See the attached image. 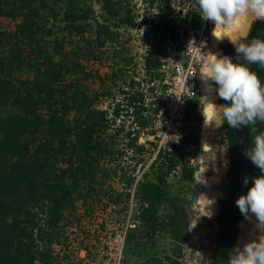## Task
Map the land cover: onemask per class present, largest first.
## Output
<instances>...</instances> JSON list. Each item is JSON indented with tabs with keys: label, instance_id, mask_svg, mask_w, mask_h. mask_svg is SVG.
Listing matches in <instances>:
<instances>
[{
	"label": "trees",
	"instance_id": "1",
	"mask_svg": "<svg viewBox=\"0 0 264 264\" xmlns=\"http://www.w3.org/2000/svg\"><path fill=\"white\" fill-rule=\"evenodd\" d=\"M39 1L40 5L33 7L36 0H0V16L22 17L14 35L7 37L8 52L2 46L4 39L0 37V71L8 72L6 77L0 76V264H53L52 247L60 242L65 212L75 207L85 190L93 189L99 172L107 169L101 166L102 162L113 163L115 160L113 149L103 134L121 116L120 110L114 109V118H109L110 111L97 106L100 96L91 97L88 88L80 82L83 79L76 77L67 80L69 75L74 74V67L84 71L82 64H73L68 57L63 62L55 61L51 56L42 61L36 60L37 35H54L53 29L47 26L42 10L55 12L60 6L64 8L63 19L68 23L69 34L75 32L84 40L87 27H90L87 21L96 19L91 17L94 11L77 7L79 0ZM154 3H159L163 19L173 13L170 0H151V5ZM5 6H10V10L4 12ZM111 6L110 0H102V9L115 16L117 12H113ZM108 21L107 18L102 23L98 22L95 34L100 47L106 42H115L119 36L118 31L111 30ZM121 23L131 28L138 26L130 10ZM146 23L153 24V18ZM254 37L264 39V21H254L244 42ZM157 42L145 56L144 65L148 74L150 71L159 73L162 65V41ZM220 47L227 55H237L232 44H221ZM61 50L59 38H55L54 54L61 53ZM9 52L11 56L7 59ZM27 66L36 71L33 78L12 77L16 71ZM250 70L264 81V68L256 64ZM84 76L86 80L92 77L88 72ZM138 95L139 98L130 99V105L135 104V116L146 111L144 93ZM137 102H141V105L138 106ZM148 125L149 120H136L137 129L128 133V150L136 153L142 151L144 146L137 143V131ZM256 127L264 131V124L258 122ZM246 130L250 145L251 136ZM219 131L226 140L230 161L227 196L220 200L221 209L216 219L219 228L217 248L209 264H224L221 244L225 233L226 208L239 188L236 131L225 120ZM187 136L181 138L179 146L189 140ZM247 163L250 180L246 192L251 187V178L262 174L249 159ZM171 170L172 167L169 168ZM196 170L194 166L183 164L181 178L195 182ZM168 174L161 169L155 181L146 176L139 183L136 196L142 205L138 218L145 225V230L134 229L127 234L123 264H139L138 249L147 233L154 236L158 231H166L177 242H187V208L181 198L167 192ZM243 219L236 206L227 253L237 245L238 225Z\"/></svg>",
	"mask_w": 264,
	"mask_h": 264
},
{
	"label": "rangeland",
	"instance_id": "2",
	"mask_svg": "<svg viewBox=\"0 0 264 264\" xmlns=\"http://www.w3.org/2000/svg\"><path fill=\"white\" fill-rule=\"evenodd\" d=\"M110 2L111 10L117 12L115 16L107 9H102V0H79L76 3L77 7L93 10L94 14L91 13V17L96 18L87 21L86 24L90 27L88 26L85 32V40L75 32L69 34L68 23L63 19L64 8L62 9L61 6L55 9V12L41 11L46 15L45 21L48 28L53 29L54 35L49 36L46 33L37 35L36 60L42 61L45 57L51 56L55 61L63 62L68 57L74 62L73 64H82L84 71H79L80 67H74V74L69 75L67 80L70 81L76 77L83 79L80 82L88 88V94L91 97L100 96L97 106L109 110V118H114V109H119L121 113L116 122L112 123L111 128L103 134V138L113 149L115 160L113 163L102 162L101 166L107 168L106 170L109 169L108 173L106 170L99 172L96 177L97 181L93 183V189L85 190L83 197L76 201L75 207L65 212L60 242L52 247L53 264H119L120 256H123L120 262L123 264L125 247H123L122 254L119 239L125 233L128 234L130 230H145V225L138 218L142 203L136 196L137 187L146 179V176H148L147 179L155 181L161 169L169 172L166 177L167 192L171 196L181 198L186 205L189 216V225L185 229L187 242H177L166 231H158L154 236L147 233L138 249V262L139 264H175L174 262L190 264L189 256L192 252L191 245L194 242L191 228L193 222L200 218L201 222L207 225H216L214 212L212 214L200 213L205 203L201 200L204 194L208 193L206 186L208 182L204 180V174L201 175L202 164L206 163L211 168L214 166L213 169L218 167L222 175L227 174L229 170L228 146L219 131L224 120L222 106L219 105H223L224 100L220 99L215 92L218 99L214 110L215 115L210 122L208 136L205 137L206 120L203 111L209 99L201 91L202 89L198 91L187 120L185 134L188 135L189 140L183 146H179L180 143L174 145L172 152L164 153L162 141H158L155 136L157 131L154 127L156 118L153 117V108L146 107V111L135 116L133 115L135 104L130 105V99L139 98L138 94L144 93L143 104L151 106L156 90L159 91L162 88L159 73L150 71L148 74L144 64L146 54L157 45L158 36L162 35L161 29L170 21V18L167 16L163 19L164 14L159 9V3L151 5V0H110ZM39 5L40 1L36 0L32 6ZM4 8L6 12L11 7L5 6ZM129 10L137 21L136 28L121 23ZM57 13L59 15L56 17ZM107 18L109 20L107 24L110 25L111 30L118 31L119 36L115 42H106L100 47L95 32L99 26L98 22L102 23ZM151 18L154 23L147 24L146 21ZM200 19L197 13L196 21L199 22ZM21 20L20 15L16 18L0 16V37L4 39L2 46L7 52L9 51L7 37L14 35L16 25ZM246 20V28L241 33L238 32V36L233 41L244 42L246 39L255 21L249 16ZM157 26H159L158 29ZM55 38H59L61 53L54 54ZM222 41L221 44H232L227 38ZM10 56L11 52L7 59ZM35 72L27 66L16 71L12 77L24 76V78L31 79ZM85 72L91 74L92 77L88 80L84 79ZM7 74L8 72L0 71L1 77H6ZM211 84L214 88L217 87L214 83L211 82ZM137 105L140 106L141 102H137ZM143 119L149 120V125L145 128H138L137 143L144 148L136 153L127 149L126 144L130 140L128 133L130 130L134 131V128L137 129L136 120ZM204 137L208 139L211 149L215 148V151H219L220 165H210V160L207 162L202 143ZM160 148L161 151H159ZM213 159L217 160L216 155ZM185 163L197 168L195 182H188L181 178V168ZM171 167L172 170L169 171ZM213 175L211 178L215 180ZM219 195L220 197L210 198V203L213 202L211 205L213 204L212 207L216 212L220 200L224 197L222 192H219ZM238 226L237 245H242L245 242L242 241L243 237H249L253 225L243 219ZM210 256L211 253L208 255L206 264H209Z\"/></svg>",
	"mask_w": 264,
	"mask_h": 264
},
{
	"label": "clouds",
	"instance_id": "3",
	"mask_svg": "<svg viewBox=\"0 0 264 264\" xmlns=\"http://www.w3.org/2000/svg\"><path fill=\"white\" fill-rule=\"evenodd\" d=\"M196 2L202 21L214 25L212 35L218 41L224 36L218 37L217 30L232 29L238 17L249 16L253 20L264 21V0ZM230 41L235 47L237 59L242 56L248 64L255 63L264 68V39L254 37L247 42ZM190 43L195 46L194 41ZM209 54L200 78L205 83L206 91L213 90L209 83L211 81L217 86L214 90L219 98L227 102L219 105L222 106V115L227 125L237 130L248 129L251 144L243 150V155L262 173L251 178V187L235 201L241 215L253 227L249 232L251 238L228 252L227 264H264V131L256 127L258 122L264 124V81L244 63L233 62L228 56ZM248 184L249 178L244 177L243 186L247 187ZM194 226L195 223L191 228ZM190 264H199V259H190Z\"/></svg>",
	"mask_w": 264,
	"mask_h": 264
},
{
	"label": "built area",
	"instance_id": "4",
	"mask_svg": "<svg viewBox=\"0 0 264 264\" xmlns=\"http://www.w3.org/2000/svg\"><path fill=\"white\" fill-rule=\"evenodd\" d=\"M170 6L173 10L169 15L170 21L158 36L162 41V65L159 69L162 88L156 90L151 106L145 104L147 108H153L155 136L162 141L164 153L172 152L173 146L186 135L191 102L201 90L200 74L210 55L214 28L211 22L196 21L199 13L196 0H170ZM190 41H194L195 46ZM126 235L119 239L122 254ZM122 258L120 256L119 264Z\"/></svg>",
	"mask_w": 264,
	"mask_h": 264
},
{
	"label": "water",
	"instance_id": "5",
	"mask_svg": "<svg viewBox=\"0 0 264 264\" xmlns=\"http://www.w3.org/2000/svg\"><path fill=\"white\" fill-rule=\"evenodd\" d=\"M221 43H223V41L219 42L217 44V47L223 56H228L232 60H234L238 63H244L250 69L256 65L255 63L248 64L246 61H244L242 56H240V58L237 59L236 54H230V55L225 54L224 51L220 47ZM235 131H236V134L238 137L237 160H238V167H239V176H238L239 188H238L235 196L233 197V199L231 200V202L229 203V205L226 208L225 233H224L222 244H221V257H222L224 264H227V259H228L227 248L229 246L231 236H232V230H233L232 215H233V211L236 207L235 201H236V199L239 198L240 195L245 194V192H246L247 187L243 186L244 177H248L250 180L247 158L243 155V150L249 146L247 130H246V128H241L238 130L235 129ZM215 155H216L217 160L214 159V161H216V162H214V164H215V166L217 164L220 165V156H219L218 150L215 151ZM214 177L216 179H215L212 190H210V194L207 193V194H204V196H203V198L206 199V202H205L204 206H202L203 210H200V213H207V214L211 213L212 214V212H214L213 215L215 217H217L219 215V212H216L215 208L212 207L213 204L212 205L210 204V198L220 197L219 192H222L223 196L226 195L227 174H224V175L220 174L219 168L216 167V169H214ZM217 190H218V192H217ZM220 208L221 207L219 206V209ZM218 234H219V228L217 225L212 226V225H207V224L202 222V224H200L199 228L197 229L196 238L191 245L192 252L189 256V261H190V259L198 258L199 264H206L209 253L212 254V250L215 247V239H216ZM200 241L202 243H204L202 245L203 251L198 249ZM197 254H199V256Z\"/></svg>",
	"mask_w": 264,
	"mask_h": 264
},
{
	"label": "bare ground",
	"instance_id": "6",
	"mask_svg": "<svg viewBox=\"0 0 264 264\" xmlns=\"http://www.w3.org/2000/svg\"><path fill=\"white\" fill-rule=\"evenodd\" d=\"M247 16H241V17H238L237 20H236V23L234 25V27L232 29H228V30H217V36H224V38H227L229 40H234L236 39V36H238V32H242V30H244V28H246V24H247ZM223 38V39H224ZM222 39V40H223ZM222 40H217L214 36H213V45L211 47V53H214V54H218V55H221V52L219 51L218 47H217V44L219 42H221ZM210 56V55H209ZM209 58V57H208ZM209 83H211V81H209ZM201 89L202 91L208 96V103H207V106L206 108L204 109L203 113H204V118H205V134L204 136L207 137L209 133V128H210V122L213 118V116L215 115V106H216V103H217V96H216V91L214 90L215 88L212 86V91H206V86H205V83L202 81L201 82ZM215 104V105H214ZM217 113V112H216ZM204 137V140H203V144H204V151H205V154H206V157H207V162L210 160L211 164L210 165H214V155H215V148L214 149H211L210 148V143H208V139ZM210 156V158L208 157ZM202 174H204V180L207 181V190H208V193L210 194V190H212L213 188V184L215 182V180L213 178H211V175H213L214 173V166L213 168L209 167L208 165H206V163L203 165L202 164ZM214 176V175H213ZM207 194V193H206ZM201 202H206V199L205 198H202ZM205 204V203H204ZM210 205V204H209ZM204 206V205H203ZM255 218L253 217V220ZM195 223V226L192 227V233H193V237H194V240L196 238V233H197V229L199 228L200 224H202L201 222V219L200 218H197L193 224ZM252 224V223H251ZM251 238L250 236L247 238V237H243L242 241H246L247 239ZM204 243H202L200 241V244L198 246V249L202 250L203 251V245Z\"/></svg>",
	"mask_w": 264,
	"mask_h": 264
},
{
	"label": "flooded vegetation",
	"instance_id": "7",
	"mask_svg": "<svg viewBox=\"0 0 264 264\" xmlns=\"http://www.w3.org/2000/svg\"><path fill=\"white\" fill-rule=\"evenodd\" d=\"M256 21V20H255ZM254 23V22H253ZM252 23V24H253ZM251 27H252V25H251ZM251 29V28H250ZM228 174V173H227ZM227 184H228V181H227V178H226V195L224 196V197H226L227 196ZM223 197V198H224ZM219 206L221 207V205H220V202H219ZM221 209V208H220ZM220 209H219V207H218V211L217 212H219L220 213ZM219 216V215H218ZM218 216L216 217V219L218 218ZM215 224L217 225V223L215 222ZM218 226V225H217ZM217 237H218V235H217ZM217 237H216V239H217ZM216 239H215V247L213 248V250H212V254H211V258H212V256H213V254H214V252H215V250H216V248H217V242H216ZM209 260H210V258H209Z\"/></svg>",
	"mask_w": 264,
	"mask_h": 264
}]
</instances>
